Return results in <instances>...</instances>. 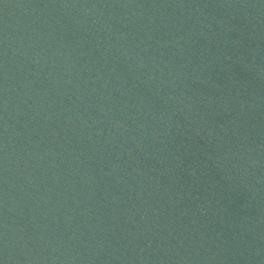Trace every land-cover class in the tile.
<instances>
[{"label":"water","instance_id":"95a60500","mask_svg":"<svg viewBox=\"0 0 264 264\" xmlns=\"http://www.w3.org/2000/svg\"><path fill=\"white\" fill-rule=\"evenodd\" d=\"M0 264H264V0H0Z\"/></svg>","mask_w":264,"mask_h":264}]
</instances>
